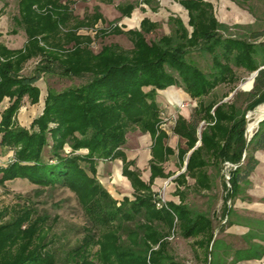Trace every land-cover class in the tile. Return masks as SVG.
Wrapping results in <instances>:
<instances>
[{
    "label": "trees",
    "instance_id": "1",
    "mask_svg": "<svg viewBox=\"0 0 264 264\" xmlns=\"http://www.w3.org/2000/svg\"><path fill=\"white\" fill-rule=\"evenodd\" d=\"M142 1L152 8L158 6L156 0ZM177 1L188 10L192 32L180 18H174L175 36L149 39L159 24L146 17L137 29L124 31L114 26L100 30L103 36L126 34L132 48L110 43L96 53L91 47L95 38L77 30L103 19L99 6L80 18L71 7L74 0H20L16 19L24 26L28 41L19 49L0 44V57L4 58L0 59V103L6 96L13 99L2 112L0 146L14 151L13 160L0 166V184L22 178L42 187H65L78 196L89 224L81 243L66 256L73 264H185L170 250L168 237L175 226L182 237L196 238V244L205 248L207 264L228 259L230 264H238L264 257V229L251 228L243 235L244 246L227 244L226 239L216 236L214 218L191 208L187 192L180 188V203L168 200L167 206L158 208L152 183L158 175L167 176L159 166L151 165V179L146 183L124 160V173L134 193L133 198L122 200L97 177L99 160L124 157L122 147L128 132H150L156 142L163 137L162 132L157 134L164 112L156 95L172 85L202 99L200 110L190 119L178 116L174 127L178 135L188 138L191 149L199 140L201 121L207 122L201 130L202 144L192 151L186 165L188 174L196 178L197 189L213 187L206 167L212 165L220 173L225 161L239 164L247 150L244 161L231 171L230 187L225 180L226 197L232 200L240 183L249 181L258 164L255 154L264 149V119L248 145L245 132L246 113L264 103V30L252 31L249 40L228 35L229 26L218 20L209 0ZM135 6L130 2L120 8L130 15ZM73 43L72 48L65 47ZM190 47L210 54L212 65L207 70L187 58ZM33 57H40L34 73L20 74L23 62ZM56 67L63 74L88 79L76 88H50L43 114L30 128L19 125L15 116L24 98L37 102L39 88L35 83ZM241 68L249 74L258 70L252 89L242 95L237 91L232 101L216 99L213 91L230 78H238L235 70ZM229 83L236 84V79ZM144 87L151 89L145 91ZM235 88L230 86L227 93ZM205 97L210 98L208 102H204ZM67 144L71 152H66ZM80 149H88V153H75ZM187 151L180 150V157ZM177 181L185 184V176L179 175ZM225 202L223 216L229 217L231 209L227 199ZM32 210L20 208L1 222L0 264L55 263L54 255L45 250L47 243L35 242L45 239L47 220L40 215L34 218ZM8 213L0 207V221ZM221 229L225 231V227Z\"/></svg>",
    "mask_w": 264,
    "mask_h": 264
},
{
    "label": "rangeland",
    "instance_id": "2",
    "mask_svg": "<svg viewBox=\"0 0 264 264\" xmlns=\"http://www.w3.org/2000/svg\"><path fill=\"white\" fill-rule=\"evenodd\" d=\"M19 1L20 0H0V44H4L10 49L22 48L28 41V36L24 26L19 24L18 19H16L19 17L20 12ZM62 1L65 2L66 0ZM96 1L97 2L95 3V6L105 2L109 3L105 0ZM229 1H232L230 4H232L233 7H238L239 10L243 11V13H245L244 15L248 17L242 20L244 23H233L232 19L229 21V23L223 22L229 26V30L226 32V34H231L235 37H242L246 40H249V36L252 31L264 30V0H213V4L219 8L222 7L223 3L228 4ZM130 2L136 3L137 7L145 10L143 5H139L141 2H143L142 0H123L124 4ZM156 2H158L157 5L159 6H157V8L151 7V10L148 11L147 14L151 15V17H153L155 20H159L160 24L156 32L149 36V39H159L165 35L175 36L177 32V23L174 18H180L187 26L189 31L192 32L193 28L189 25L187 11L183 7L176 5L173 0H156ZM75 4L76 3L72 4L71 7L73 8L75 15L80 18H83L86 14H91L94 12L93 7V9L91 8V10L88 11V8L84 10V4ZM155 5L156 4H153V7ZM104 8L107 9V7ZM227 9L232 11L230 7ZM107 21L109 22V28L112 21H115L117 23L116 25L118 26V23H122L118 18L111 21L107 18ZM103 24L105 23H100L99 19L93 26H83L77 30V32L81 35L88 34L95 38L94 42L91 44L94 52L97 53L103 44H110L114 42L120 43L125 47L133 46V44L128 40L127 36L124 35L109 34V36L107 35L106 37L99 35L100 30L105 29V26L108 25L105 24L102 26ZM124 26L127 25L124 24ZM261 39L264 40V37ZM73 45L74 43L65 45V47L72 48ZM190 48L191 49L187 54V58L199 65L204 71L207 70L212 65L210 54L206 52L203 53L194 47ZM0 59L4 61L3 57H0ZM39 60L40 57H33L23 62L19 71L20 74H33L37 64L39 63ZM53 70L54 71L44 72L40 79L35 83V85L39 88V99L37 102H32L28 97L24 98L23 103L15 116V121L19 125L30 128L32 122L43 114L50 88L56 91H62L70 87L76 88L81 86V84L85 83L88 79L87 77H77L63 74L61 73V69L58 67ZM235 72L238 74V78H230L226 84L218 86L213 91L216 99L224 98V96L228 94L227 92L230 86L235 85L239 90H241L240 88H249L253 84L251 73L245 74L244 71L240 72L237 69ZM232 79H236V84L232 85L229 83ZM143 89L145 91H149L151 87H144ZM209 99L210 98L205 97L204 102H208ZM12 100L13 99H11V97L6 96L0 103V121L2 120V112L7 107H9ZM201 100L202 99H199V101ZM257 107L256 109L260 108ZM164 117L165 116L163 114V119ZM252 124L253 120L249 122L248 127L251 128ZM257 128L258 126L254 127L253 133H255ZM75 134L79 135L78 132ZM65 149L66 152H71L72 150L68 144L65 146ZM75 153L87 154L88 149H80ZM13 156V150L0 146V166L8 164L11 160H13ZM220 172L221 176H217V182L215 181L213 189H197L195 186L187 189V201L194 210L205 212L214 218V225L216 227L215 233L217 237L224 238V240L226 239L225 243L227 244H233L234 246L241 247L245 245L243 237L226 231L233 218L232 213L229 217L223 216V209L224 205L226 204L225 200L227 199V203L230 208L234 206V201H230V199L226 197L227 189L225 187L226 179L223 173V167ZM100 182L105 188H109V190L112 192L111 194L118 200L123 199V196H119L121 193L132 192L131 189L129 191H125V189L117 183L111 182V184L108 186L105 182L101 180ZM169 184V178L163 180L158 191L163 187L168 189ZM26 206L33 208L32 211L34 218L40 215L45 217L47 220L44 231L46 235L45 239H39L35 242L47 243L45 245V250L50 251L56 258L54 264H73V262L66 260V256L72 248L81 243L86 233L85 227L89 224L86 213L79 201L78 196L73 191L65 187H42L22 178L9 181L5 185L0 184V207L9 211L7 216L2 221H0V224H2L1 222H6L9 220L13 214H15V210H19L20 208H24ZM27 224L28 223H26L23 228H25ZM222 226L225 227V231L223 232L221 229ZM172 231L173 232L171 235L174 233L175 237L170 239V250L177 260L184 262L185 264H207V262L204 260L205 248L201 247L199 244H196V238L182 237L177 226H175ZM96 248L98 247H95V249ZM220 264H230L229 259L220 262ZM238 264H264V258L250 261H241Z\"/></svg>",
    "mask_w": 264,
    "mask_h": 264
},
{
    "label": "crops",
    "instance_id": "3",
    "mask_svg": "<svg viewBox=\"0 0 264 264\" xmlns=\"http://www.w3.org/2000/svg\"><path fill=\"white\" fill-rule=\"evenodd\" d=\"M74 1L76 2L75 5L81 3L84 4V10L88 8V11H90L92 7L95 8L94 6L97 2L96 0ZM173 1L176 5H178L179 7H183L187 11V15L189 18L188 10L177 0ZM209 1L214 3L213 0ZM230 3H232V1H229L228 4L223 3L222 7L219 8H217L213 4L218 20L229 23V21L232 19L233 23H244V21L242 20L246 19L248 16H245V13H243V11H240L238 7H233ZM123 5H125L123 3V0H113V2H105L98 5L99 11L103 14V19H100V23L104 22L106 25L108 24L107 26H105V29H112V27L118 26L116 25L117 23L115 21H112L109 28V22L107 21V18L110 21L117 18L121 20L120 22L122 23L118 24L119 27H121L124 31L140 28L142 20L146 17L151 19L153 22H157L158 24H160L159 20H155L153 17H151V15L147 14L152 7L149 4L145 2H141L139 4L143 5V8L145 10L137 7L136 4L130 15H125L122 12L120 7ZM104 7H107V9H105ZM228 7H230L232 11H229V9H227ZM105 24H103L102 26H104ZM124 24H126L127 26H124ZM112 35L127 36L124 33H114ZM127 38L132 43L128 36ZM132 47L125 48L129 49ZM237 70L240 72L244 71L245 74H249L244 68ZM252 87L253 84L249 88L242 87L240 88L241 90H239L236 86L235 90L224 96L222 100L232 101L234 93L238 91L242 95L244 92L250 91ZM156 100L161 110H163V112L167 116V120L162 119L161 123L159 124V131L157 132V134L162 132L163 137H161V139L156 142V137H153L150 132H143L140 129L128 132L126 143L122 147L124 157L98 161L97 177L99 180L105 182L108 186L112 182L120 184L125 189V191H129L131 189L132 192L130 193L125 192L118 195L123 196V198L125 196L133 198L134 188L130 178L124 173V160L130 162L129 169L132 171L137 170L139 172L140 178L146 183L150 182L152 175L151 165L153 164L161 167L164 173L167 174V176L165 177L158 175L154 178L152 183L153 191L157 192L162 185V181L169 178L170 184L167 189L168 200L174 201L175 203H180L181 197L179 194H177V189L180 188V190H184L187 192V189L195 186L196 178L188 174L186 165L192 151L202 144V141L200 139L201 130L204 126H206L207 122L205 119L201 121V124L203 123V125L200 124L199 129L201 130H198L199 140L193 148L188 149V138L178 135L174 131V127L178 116L182 115L183 117L190 119L192 114L196 112V110H200L201 101H199V99L192 98L187 92L183 90V88L177 85H172L167 87L166 89L158 90ZM180 150H188L182 158L179 155ZM255 155L258 159V164L249 176V181L240 183L238 192L232 199L234 201V206H232L230 209L233 219L231 220V223L228 225L226 230L229 233L242 237L243 235L248 233L251 228L257 231H263L264 229V149L256 151ZM208 160L211 162L213 161V159H210V157H208ZM206 172L211 176L212 184L214 187L215 181L217 182L216 178L219 175L221 176V172L217 173V169L212 165L206 167ZM179 175L185 176V184L181 185L178 183L177 177ZM186 185H188L189 187L187 188ZM107 190L112 193L109 188ZM232 200L230 199V201Z\"/></svg>",
    "mask_w": 264,
    "mask_h": 264
},
{
    "label": "built area",
    "instance_id": "4",
    "mask_svg": "<svg viewBox=\"0 0 264 264\" xmlns=\"http://www.w3.org/2000/svg\"><path fill=\"white\" fill-rule=\"evenodd\" d=\"M251 112H254V111L250 110V111L247 112V120L248 121H249V119L251 117ZM164 116H165L164 119L167 120V116L165 115V113H164ZM201 125H203V123ZM199 130H201V129H199ZM237 167H238V164H235V163H232V162H229V161H225L224 164H223V173L225 175V179H226L227 184H228L229 187L231 186V184H230L231 171L236 169ZM228 169H229V171H228ZM167 203H168L167 189H166V187H163L161 190H159L157 192L156 206L158 208H161L163 206H167ZM174 237H175V234L173 233L169 237V239H173Z\"/></svg>",
    "mask_w": 264,
    "mask_h": 264
},
{
    "label": "bare ground",
    "instance_id": "5",
    "mask_svg": "<svg viewBox=\"0 0 264 264\" xmlns=\"http://www.w3.org/2000/svg\"><path fill=\"white\" fill-rule=\"evenodd\" d=\"M251 79H252V77H251ZM258 107H260V108H258ZM258 107H257L258 108L257 111L252 112L251 117L248 121V126H249V122L251 120H253V124H252L251 128L248 127V130L250 133H252L254 131V127L257 126L258 120L260 118H262L263 117L262 115L264 114V104H262Z\"/></svg>",
    "mask_w": 264,
    "mask_h": 264
},
{
    "label": "water",
    "instance_id": "6",
    "mask_svg": "<svg viewBox=\"0 0 264 264\" xmlns=\"http://www.w3.org/2000/svg\"><path fill=\"white\" fill-rule=\"evenodd\" d=\"M257 73H258V70H257V71H254V72L252 73V76H251V77H252V82H254ZM252 111H257V109L255 108V109L252 110ZM263 119H264V115H263L262 118H260V119L258 120L257 126H259L260 122H261ZM253 135H254L253 132H252V133L249 132V130H248V123H247V126H246V132H245V137H246V143H247V145H248V143H249V141L251 140V138H252ZM246 155H247V150L244 152V155H243L242 161H241L239 164H241V163L244 161ZM239 164H238V165H239Z\"/></svg>",
    "mask_w": 264,
    "mask_h": 264
}]
</instances>
